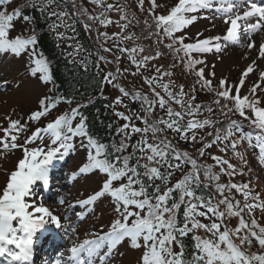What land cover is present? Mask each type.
I'll return each instance as SVG.
<instances>
[{
    "label": "snow or ice",
    "instance_id": "snow-or-ice-1",
    "mask_svg": "<svg viewBox=\"0 0 264 264\" xmlns=\"http://www.w3.org/2000/svg\"><path fill=\"white\" fill-rule=\"evenodd\" d=\"M13 2L15 3V0ZM3 3L4 0H0V4ZM91 3L104 7L105 11L99 15L88 14V9L82 2L77 4L76 0H71L72 8L79 15H87L88 21H98L105 26L111 24L113 21L106 13L113 8L121 13L120 20L128 21V15L120 5L105 4L104 0H91ZM148 3L150 7L147 11L154 29L150 35L157 36V43L162 42L161 36L166 37L170 41L165 45L166 48L174 53H184L181 60L186 68L194 71L197 83L201 84L202 88L215 92L214 104L221 108V115L230 117V114L238 113L241 118L250 120L251 124L260 130L253 142L250 135L241 133V121L229 118L223 134L219 128H215L214 134L208 133L209 136L214 135L212 140L204 142L201 138L203 147L198 149L199 155L203 156L205 149L218 142L230 141L226 147L220 148V151L224 152L230 147L233 154L242 163L247 164L243 154L237 151V145L247 141L248 147L259 149L257 159L260 165H264V107L259 106L260 99L256 95L264 85V70L259 71L258 81L253 83L249 94L244 96L240 94L245 78L259 67L257 59H264V36L261 37L258 47L256 40L253 39V34L264 32V4L253 0H178L167 14H157L156 9L162 5H159L157 0H148ZM144 4L145 0H138L137 7L140 11H144ZM26 7H38L49 18L55 17L49 24L51 30L61 27L72 28L71 24L66 23L69 13L59 8L58 0H26ZM213 9L215 12L213 21L219 18L228 25L224 33L203 37V33L198 32L194 42L190 43H185V35H175L199 19L195 13ZM23 12L20 7L10 12L0 10V55L20 57L28 54L30 45L36 44L37 37L34 34L27 38L21 35L9 38V29L13 28V22L17 18L26 23L32 22L33 18ZM144 23L148 25L149 21L145 20ZM85 26L91 29L90 24ZM120 27L126 29L129 23H123ZM215 27L213 22L212 28ZM56 35L63 38L65 33L56 31ZM100 35L107 40L119 37L120 33H113L112 37H109L107 32ZM134 35L133 33L123 36L121 39L130 40ZM227 45L239 46L249 51L256 50L257 58L252 59L243 71L238 84L229 85L228 81L222 78L218 87H213L212 80L205 76V67H196L203 65L204 61L193 58L192 53L206 54L212 51L219 53ZM101 47L105 52H112V48L104 45ZM146 51L148 54H144ZM119 52L127 53V59L135 65L134 76L142 75L141 70L146 68L150 61L162 55L159 50H154L153 55L151 50L145 49L142 45L122 47L119 48ZM35 57L33 48L29 56L31 75L36 77L39 74L40 81L52 83V87L55 88L48 60ZM99 59L106 60L107 57L101 55ZM113 59L118 65L119 55ZM162 68L163 66H157L154 70L155 75L143 77L149 93L141 91L131 93L133 100L142 102L143 116L136 111L128 114L125 111L115 112L117 117L126 121L116 129L121 134V139L117 143L100 142L98 137L90 132L87 117L83 115L82 109L92 103L91 99L84 104L77 103L76 107L70 109V113L59 114L46 126L36 127L25 137L22 144L18 143V140L20 135L27 131V123H22L20 119L7 118V127L0 129L3 132V136H0V152L20 149L22 158L18 160L15 170L8 174L6 186L0 195V264H33L34 237L45 224L55 225L57 229L63 230L64 235H68L69 231L72 235L77 232L72 223H62V219L70 220V217L55 215L49 207L38 202L35 193L38 182L48 184L53 161L62 160L75 150L74 137L81 138L82 146L83 138H86V162L78 166V172L72 173V180L76 181L79 177L87 179L86 174L92 170H98L93 175L104 173L106 178L100 181L102 186L94 194L75 201L61 196L58 203L67 205L66 211L79 208L80 211L75 212V215L78 219H83L86 215L84 209L108 194L115 201L114 210L117 216L110 223L108 231L93 233L92 238L74 243L69 249L67 259L61 256L54 264H107L111 254L125 238L130 239L132 247L136 249L143 247L139 264H264V225L255 215L258 210L264 213V198L260 193L253 192L248 183L220 182V173L233 177L237 174V166L218 155L211 156V159L220 166L219 173L213 171V165L203 166V176L209 182H214L218 197L197 194L201 183L200 165L187 151H180L163 133L171 130L181 139L190 138L195 142L197 140L195 130L216 123L207 118L196 119V115L202 107L210 113L213 108L195 104V96L186 93L183 84L178 86L179 91L173 92L171 88L173 81L162 82V75L171 77L172 72L163 70L162 74ZM120 74L117 67L115 72L109 71L107 75L102 76V80L113 85L121 93L110 105L113 108L123 104L122 97L130 95V91L118 82ZM211 75L214 76L215 73L212 72ZM6 84L7 81L0 82V88ZM157 87L163 90L167 99L156 90ZM191 91L194 92L195 89ZM63 100L64 97L58 93L45 96L39 101V108L30 114L28 120H40ZM222 100L230 101L232 106L230 107L228 103L222 104ZM170 101L179 105L181 110L172 108ZM68 103L71 104L73 101L69 100ZM157 104L160 109H166L167 119L154 117ZM246 109L251 110L254 118L248 115ZM185 116L191 117L186 123L183 122ZM74 120H78L75 126ZM135 120H143L144 126H137L133 122ZM237 133H240L237 138L230 140ZM133 134H139V139L135 142H131ZM45 135L49 137L50 145L30 147L35 141H42ZM129 148L132 149L131 152H128ZM184 164H190L191 170L172 186H168L172 176L171 169H180ZM240 174H243L242 168ZM114 182H119L118 186H114ZM177 192L178 198H173ZM236 193L241 194L242 199L236 198ZM28 197L33 198L31 202ZM182 205L184 219L179 222L177 212ZM201 218L209 222L205 223ZM236 218L238 223L230 226L231 220ZM200 231L204 235L198 234ZM189 233L195 242L191 253L186 250L181 239L187 237ZM256 246L258 248L252 250ZM177 247L179 250H176Z\"/></svg>",
    "mask_w": 264,
    "mask_h": 264
},
{
    "label": "rangeland",
    "instance_id": "rangeland-1",
    "mask_svg": "<svg viewBox=\"0 0 264 264\" xmlns=\"http://www.w3.org/2000/svg\"><path fill=\"white\" fill-rule=\"evenodd\" d=\"M71 2V0H68ZM125 1H127L125 3ZM77 4H80L81 0H76ZM177 3L178 0H157L159 5L162 7L157 8L158 11L166 9L171 3ZM253 2H255L253 0ZM83 3V2H82ZM105 4H113L120 5L125 9V13L128 15V21L120 20L121 13L118 12L115 8L111 11L107 12L106 15L111 18L113 21L108 25H101L98 21H88L84 20L85 25L90 24L91 29L88 27L87 30L92 40L95 41V37L98 38L99 44H96L99 48L100 52L103 56H106V60H101V64L104 67L103 75H107L109 71L115 72V69L119 67L120 75L118 76V81L127 90L130 91V95L126 97L129 101L138 102L141 105V101L133 100L131 93L135 91H141L144 93H149L148 86L144 83L143 77L155 75V68L157 66H163V70H167V62L166 59L157 58L153 62H149L148 66L142 69V75H133L135 72V65L131 64V61L127 59V53H119V48L122 47H133L136 45H141V42L134 36L130 40H122L121 37L132 35V29L129 27L126 29H122L120 27L121 24L128 22L129 24L135 23L137 16L133 18L134 13V3L132 0H104ZM88 4L90 5L88 8V14L99 15L104 12V7L100 5H94L91 3V0H88ZM165 6V7H164ZM144 11L150 7L148 0H145ZM11 9V8H10ZM165 14V12H162ZM135 14V13H134ZM197 15L199 19L194 22L192 25L186 26L179 32V35H185L186 38L190 42H194L196 34L198 32L203 33V37L213 36L217 34H222L225 32L227 28V24H224L221 19L216 18L214 21L212 17H214L215 12L213 10H200ZM207 17V18H206ZM215 23L216 27L212 28V23ZM207 29V30H206ZM13 29H10L9 38L13 36L15 33ZM56 31L64 32L65 36L59 39L66 46V50L68 53L73 54L75 52V48L73 44L70 42V31H67V28H59ZM107 32L109 37H112L113 33H120L119 37H112L111 39H105L100 34ZM264 36V32L253 34V39L257 42V47L261 42V37ZM202 37V38H203ZM70 42V43H69ZM69 44L70 47L67 46ZM112 48V52H105L104 48L101 47ZM114 45H118L119 47H114ZM119 55L120 62L117 65L116 61L113 59L114 56ZM199 59L204 61L203 65H199V67H205V76L206 78L216 79L218 82L220 79L225 78L226 80H233L237 78V75L243 73V71L247 68V66L251 63L252 59L257 58L256 50H247L246 48L241 49L239 46L227 45L223 48V50L219 53L212 51L206 54H200ZM31 60L29 59L27 54H23L20 57H14L12 55H0V82L7 81V84L0 88V129L7 127L8 125V117L12 119H20L22 123H27V131L22 133L19 137L18 143H23L24 139L27 135L31 134V131L36 127V123L40 124L45 121L48 115L41 117L39 122L29 121L28 117L30 114L39 108V101L47 96L49 85L46 82L39 80V75L33 77L29 72V65ZM257 63L259 67L250 73L245 78V84L242 87L243 92L249 91L253 83L258 81L259 71L264 70V59H257ZM215 65L213 68L212 66ZM198 67V68H199ZM127 69V72H125ZM168 71V70H167ZM214 72L215 75L212 76L211 73ZM169 80L174 83L171 85L172 91H179V80L176 74L172 73L171 77L162 75V82L168 83ZM240 80V77L238 78ZM107 88V95L112 98L114 101L116 96H120L121 93L117 88H115L111 84H105ZM137 87L134 91H131L132 88ZM160 89L159 87H157ZM156 89V90H158ZM184 91L189 93L185 88ZM165 96L166 94L160 89ZM191 94V93H190ZM259 97L264 101V85L257 91L256 93ZM125 97H122L123 104L126 101ZM187 100V97L185 98ZM195 104H197L194 101ZM123 104L116 105V111H123ZM130 110L131 106L126 107V110ZM143 110V109H142ZM155 111L161 113L163 109H160L158 104L156 105ZM132 112V110H130ZM202 114V110L199 111L197 115ZM213 113L211 114V116ZM205 119V116H201ZM198 119L197 117H195ZM200 120V119H199ZM137 124V122H134ZM212 125H207L203 129H197V142H194L192 147L188 146L184 140H177V148L188 147L187 151L190 155L194 154L193 158H195L200 165V180L208 186L209 189L216 192L214 182H209L203 176V166L204 165H213V171L219 173L220 166L215 164V161L211 159V156L218 155L225 159H228L232 164L237 166V174L233 177L227 176L224 173H220V182L228 183V182H236V183H248L250 188L255 193H260L261 197L264 198V180L258 177L260 174H256L251 170L250 159L245 154V145L240 143L237 145V151L241 152L244 156V159L247 161V164L241 162V160L236 157L231 148L229 147L226 151L221 152L220 148L226 147L230 141H223L214 144L211 148L205 149V154L200 156L198 153L199 147L198 144H202L201 138L206 142L210 136L208 133H211ZM0 136H3V132L0 131ZM169 137H172L173 140L178 138L175 133H169ZM139 139V135L133 134L131 138V142H135ZM236 139V137L232 138ZM231 140V139H230ZM84 141V140H83ZM209 141V140H208ZM73 143L75 144V150L71 153L67 154V163L64 166V169L61 166V173L57 175H53L52 171H49V182L47 185H44L42 182H38L35 186V193L37 194V200L40 203H43L46 207H49L50 210L53 211L55 215L61 217H70V220L62 219V223H72L73 227L77 228V232L75 235H72L69 231L68 235H64L63 230L57 229L53 224H45L42 229H40L37 235L34 237L33 247L37 243V239L42 234V231H47L50 233H57L62 236L64 245L60 246L61 252H57L56 254L50 252V254L44 255L45 258L41 257V260L38 264H54L55 260L61 256L64 259H67L69 255V249L72 247L74 243L82 242L84 239L92 238L93 233H102L108 231L110 227V223L116 218L117 213L115 212V201L111 199V197L106 194L104 197L99 198L94 205H89L84 209L85 217L83 219H78L75 215V212L80 211L79 208L76 210L68 209L67 205H60L58 203L59 198L62 196L61 192L64 193L66 197H69L70 201H75L78 198H86L88 195L94 194L96 190L102 186L101 180L104 178L102 173H98L97 175H93V173H97L98 171L92 170L91 173L86 174L87 179L83 177H79L76 181L72 180V173L74 171L78 172V166H82L83 163L86 162V153H85V142L84 146H82L81 138L74 137ZM50 144V139L47 135H45L42 141L37 140L32 145L34 147H46ZM196 144V145H195ZM30 145V147L32 146ZM203 147V146H202ZM198 148V149H196ZM186 151L185 149L182 150ZM22 158V150H9L7 152H0V195H2L3 189L6 186V180L8 174L11 171L15 170L18 160ZM226 167V166H225ZM186 173H188L192 166L190 164H186ZM243 169V174H240V169ZM264 170V169H263ZM185 173V174H186ZM254 176L257 179H254ZM43 185V186H42ZM171 186V185H170ZM234 191V190H233ZM236 198L242 199L241 194L236 193ZM215 197H218V193L216 192ZM53 198V199H49ZM30 202L32 201V197L27 198ZM257 218H259V222L264 225V213L259 210L255 213ZM131 219V218H130ZM203 222L208 223L209 221L205 218H201ZM238 223V218L232 219L230 226H235ZM198 234L204 235L202 231ZM258 246L254 247L252 250H256ZM34 250V248H33ZM144 251L143 247L140 249H136L131 246L130 239L125 238L116 248V250L111 254L108 259L107 264H139L142 252ZM34 252V251H33ZM33 264H35L33 259Z\"/></svg>",
    "mask_w": 264,
    "mask_h": 264
},
{
    "label": "trees",
    "instance_id": "trees-1",
    "mask_svg": "<svg viewBox=\"0 0 264 264\" xmlns=\"http://www.w3.org/2000/svg\"><path fill=\"white\" fill-rule=\"evenodd\" d=\"M81 1L83 2V5L87 9L90 8L89 7L90 5L88 4V0H81ZM126 2L127 1H125V3ZM132 2L134 3L133 11L137 16V18L135 20V23L133 22L129 24V28L132 29V33L135 34V37L141 42V45L145 49L151 50L153 55H154V50H159L162 53L160 58L166 59V62L168 63L166 69L177 75L179 80V85L183 84L184 88L189 93H191V95L195 96L196 98L195 102L197 104H200L202 106H211L213 108V111L210 113L206 111V108L202 107L201 108L202 114L196 115V117L200 120H203L201 116H205L207 119H211L215 121L216 123L212 125L213 127L210 130V132L213 134L215 128H219L221 130V134H223L224 130L227 128L229 118L239 120L241 121V133L245 135H250L253 139V142H255V137L257 134H259L260 130L255 128L251 124L250 120L241 118L238 113H236L235 115L230 114V117H225L224 115H221V108L214 104V101L216 99L215 92L214 91L210 92L208 91L207 88H202L201 84L197 83V77L194 74V71L186 68L184 62H182L181 60V57L184 56V53L183 52L174 53L172 50H169L168 48L165 47V45H167L170 42L166 37L161 36L162 42L157 43V36L150 35V32H152L154 29L152 26V19L149 12L140 11L138 9L137 7L138 0H132ZM175 4H176L175 2L171 3L169 6L166 7V9L164 8V10L158 11L156 9V13L163 14L162 12L164 11L165 14H167V12L170 10V7L174 6ZM58 5L60 9L65 10L69 13V17L66 20V23L71 24L72 28H67V27H61V28L64 29L67 28V31H70L71 33L70 42L73 44L74 48L76 49L73 54L67 52L64 43L59 39L55 31L49 28V24L52 22V20L55 19V17L49 18L47 14L41 12L38 7L37 8L26 7V0H15V3L13 2V0H4V3L0 4V10H7L10 12L14 8L20 7L22 10H24L23 14H27L33 18L31 23H26L22 19L17 18L13 22V28H12L13 30L11 32V35L13 32L15 34L11 36V38L13 39L17 35H21L24 38H27L32 34H34L37 37L36 44L29 46L27 55L29 57L31 54V50L34 48L36 53L35 58L43 57L46 60H48L50 68L53 73L55 88L52 87V83H47L49 85L47 96H52L58 93L61 97H64V100L57 103L56 107L50 110V113L47 114L48 117H46L45 121H43L44 122L43 125L42 123L41 125L36 123V127L46 126L48 122L53 121L54 118L59 114H63L65 112L70 113V109L72 107H76L77 103L84 104L89 99H91L92 103L88 104L86 108L82 109L83 115L87 117V123L89 125L90 132L95 136H97L100 142L109 143V144L117 143L121 139V134L118 133L116 129L122 126L124 123H126V121L115 115L116 106L115 108L110 107V105H112L113 103V100L110 96L107 95V88L105 86L106 81L102 80V76H104L103 75L104 67L101 64V60L99 59L102 53L100 52L99 48L96 45L99 44L98 38L95 37V41H94L91 39L89 35V32L84 23V20L87 19V15H79L76 12V10L72 8L71 2H69L68 0H58ZM145 20L149 21L148 25L144 23ZM175 35H179V32L176 33ZM185 43H190L188 38H185ZM67 46L70 47L69 44H67ZM77 46H78V50H77ZM144 54H148V52L146 51ZM192 56L195 59H199L201 55L199 53H192ZM155 59H153L150 62H153ZM30 66L31 63L29 65V72H30ZM196 67L198 68L199 65H197ZM239 77H241L240 74L237 75V78L233 80L230 81L227 80L229 85L238 84ZM208 79L212 80L213 87H218L220 80L216 82L215 78L214 79L208 78ZM118 82L120 83V81ZM136 88L137 87L132 88L131 91H134ZM193 88L195 89L194 92L191 91V89ZM242 90L243 88H241L240 90L241 96L249 94V91L243 92ZM157 91H160V89H158ZM161 94L164 95L162 92ZM233 94H235V89H233ZM257 97L260 99L259 106L264 107V101L262 100V98L259 97L258 95ZM165 98L167 99V96H165ZM69 100H72L73 103L69 104L68 103ZM129 100L126 98V101H124L123 111H125L126 114H128L131 113L130 110H132V112L136 111L141 116H143L144 110H142L143 108L141 107V105L138 102H132ZM221 103L222 104L228 103L230 107L232 106V103L230 101L222 100ZM128 106H131L130 110L129 109L126 110V107ZM170 106L176 110H181L180 106L175 104L174 102L170 101ZM117 111H121V110H117ZM224 111H227V109H224ZM246 112L250 117L254 118L250 109H246ZM212 113L213 115L211 116ZM154 117L157 119H159L160 117L167 119L166 109H163L161 113L154 110ZM190 118L191 117L185 116L183 122L186 123L187 120ZM40 120L34 122H39ZM77 122L78 120H74L73 126H75ZM133 122H137L136 124L137 126L140 127L144 126L143 120H135ZM170 132L175 133L174 131L167 130L165 133H163V135H166L168 139L173 142L174 145L177 144L178 139L180 141L183 140L176 133L175 134L178 136V138L173 140L172 137H169ZM239 134L240 133H237V135L231 137L230 139L234 137L237 138ZM150 135L151 134H149V136ZM213 138L214 135L210 136L208 140L210 141ZM83 140L86 146V138H83ZM184 142L187 143L188 146L190 147L194 145V142L190 138L188 140H184ZM242 143L246 146L245 154L250 159L251 170L256 174H260L258 177L260 178L261 176V179L264 180V170H263L264 165H260L257 159L259 155V149L254 147H248L247 141H244ZM198 145L199 147H202L203 143ZM31 147L34 146L32 145ZM178 149L180 151H182L183 149L189 151L188 147H183L182 149L181 148ZM131 151L132 149L129 148L128 152ZM190 156L193 157L194 154H191ZM134 162L135 161H133V163ZM185 167L186 164L182 165L180 169H171L172 176L169 179L168 186L170 185L172 186L177 180L183 178V175H185L186 173ZM163 170L164 169H162V171ZM102 175L104 178H106V174L102 173ZM255 178L257 179V177L254 176V179ZM118 183L119 182H114V186H118ZM156 183H160V181H156ZM197 194L203 195L205 197L208 196L215 197L216 192L209 189L208 186H205V184L201 181L197 189ZM173 198H178V192L174 193ZM183 210L184 209L182 205L181 209L178 210L177 212V218L179 222H182L184 219ZM191 236L192 234L189 233L187 237L181 238L183 239L185 248L189 253H191L194 250V243H195L194 241H192ZM176 250H179L178 247Z\"/></svg>",
    "mask_w": 264,
    "mask_h": 264
},
{
    "label": "bare ground",
    "instance_id": "bare-ground-1",
    "mask_svg": "<svg viewBox=\"0 0 264 264\" xmlns=\"http://www.w3.org/2000/svg\"><path fill=\"white\" fill-rule=\"evenodd\" d=\"M62 196H65L63 192H61ZM58 244L57 245H53L51 250H55L58 248ZM47 254H50V250H48V252H46ZM34 256V262L35 264H38V262L41 260V257L39 254L33 253Z\"/></svg>",
    "mask_w": 264,
    "mask_h": 264
}]
</instances>
